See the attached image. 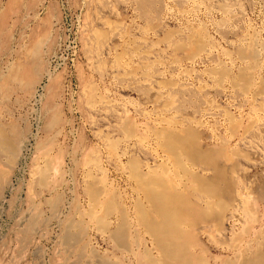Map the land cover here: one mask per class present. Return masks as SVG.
<instances>
[{
  "label": "rangeland",
  "instance_id": "obj_1",
  "mask_svg": "<svg viewBox=\"0 0 264 264\" xmlns=\"http://www.w3.org/2000/svg\"><path fill=\"white\" fill-rule=\"evenodd\" d=\"M14 1L0 0V130L16 148L0 146V264H178L169 242L190 231V264L251 256L264 243V0ZM143 218L183 225L154 241ZM70 224L81 246L64 241Z\"/></svg>",
  "mask_w": 264,
  "mask_h": 264
},
{
  "label": "bare ground",
  "instance_id": "obj_2",
  "mask_svg": "<svg viewBox=\"0 0 264 264\" xmlns=\"http://www.w3.org/2000/svg\"><path fill=\"white\" fill-rule=\"evenodd\" d=\"M13 1H14V0H13ZM14 2L16 3V1H14ZM19 2H20V1H19ZM231 5H232V4H231ZM221 8H223V6L220 7V9H221ZM224 8H225V7H224ZM224 8H223V9H224ZM227 12H228V11H227ZM1 13H2V12H1ZM231 18H232V17H231ZM224 22H225V21H224ZM49 23H50V22H49ZM51 25H52V24H51ZM11 26H12V25H11ZM51 27H52V26H51ZM253 32H254V31H253ZM48 33H49V32H48ZM260 38H261V37H260ZM36 39H37V38H36ZM250 39H251V38H250ZM32 41H33V40H32ZM33 43H34V42H33ZM250 44H251V43H250ZM253 44H254V43H253ZM260 45H261V44H260ZM254 46H255V45H254ZM30 47H31V45L29 46V48H30ZM242 50H243V49H242ZM246 51H247V50H246ZM38 52H40V50H39ZM243 52H245V51H243ZM29 53H30V52H29ZM246 53H247V52H246ZM256 53H259V52L256 51ZM259 54H260V53H259ZM242 56H243V55H242ZM250 56H251V55H250ZM253 56H255V55L253 54ZM196 57H197V56H196ZM256 57H257V56H256ZM242 59H244V58H242ZM245 59H246V58H245ZM245 59H244V60H245ZM13 65H14V64H13ZM210 65H211V64H210ZM212 69H213V68H212ZM6 70H7V69H6ZM211 72H212V71H211ZM213 72H214V71H213ZM215 72H216V71H215ZM18 74H19V73H18ZM53 74H54V73H53ZM226 74H227V73H226ZM244 74H245V73H244ZM4 75H5V74H4ZM212 75H213V74H212ZM15 76L17 77L18 75H14V77H15ZM31 78H32V77H31ZM8 79H9V78H8ZM8 79H7V80H8ZM4 80H5V79H4ZM4 80H3V81H4ZM18 80H19V79H18ZM18 80H17V81H18ZM5 81H6V80H5ZM5 81H4L3 85H2V83H1L0 86H1V85L4 86V84L7 85V84H6L7 81H6V82H5ZM21 81H22V79H21ZM251 81H252V80H251ZM2 86L0 87V89L2 88ZM4 87H5V86H4ZM6 87H7V86H6ZM218 87H219V86H218ZM222 88H223V87H222ZM4 89H5V88H4ZM51 90H52V89H51ZM53 90H54V89H53ZM222 90H223V89H222ZM227 90H228V89H227ZM1 91H2V89H1ZM1 91H0V92H1ZM48 95H49V94H48ZM92 99H93V98H92ZM92 104H93V103H92ZM95 104H96V103H95ZM31 110H32V109H31ZM54 110H56V109H54ZM54 110H52V111H54ZM49 113H50V112H49ZM49 113H48V114H49ZM75 113H76V112H75ZM56 115H57V114H56ZM52 120H53V119H52ZM123 125H124V124H123ZM151 126H152V125H151ZM45 127H46V126H45ZM124 130H125V129H124ZM145 130H146V129H145ZM101 132H102V131H101ZM126 133H128V131H127ZM175 133H176V132H175ZM70 134H71V133H70ZM137 134H138V133H137ZM168 134H170V133H168ZM172 136H173V135H172ZM19 137H20V136H19ZM173 137H174V136H173ZM173 137H172V138H173ZM127 139H128V138H127ZM170 139H171V138H170ZM27 140H28V139H27ZM50 140H51V139H50ZM82 140H84V139H82ZM167 140H168V139H166V141H167ZM175 140H177V139H175ZM117 141H118V140H117ZM194 141H195V140H194ZM52 142H53V140H52ZM119 142H120V141H119ZM172 142H174V141H172ZM48 143H50V142H48ZM84 143H85V142H84ZM165 143H166V142H165ZM40 144H41V143H40ZM28 145H29V141H28ZM59 145H60V144H59ZM76 145H77V144H76ZM168 145H169V142H168ZM0 146H1V147H4V148L6 147V148L8 149V152L11 153V154H14V153L16 152V148H15L14 144H13L11 141H9V138L7 137L6 133H4L3 130H2V131L0 130ZM42 146H43V147H46V144H45V146L42 144ZM47 146H48V145H47ZM149 146H150V145H149ZM165 146H166V145H165ZM22 147H23V146H22ZM116 147H117V146H116ZM179 147H180V146H179ZM37 148H38V147H37ZM37 148H36V150H37ZM49 148H50V147H49ZM225 148H226V147H225ZM225 148H224V149H225ZM43 149H44V148H43ZM52 149H53V148H52ZM52 149H50V151H51ZM56 149H57V148H56ZM83 149H85V148H83ZM112 149H113V148H112ZM170 149H171V147H170ZM172 149H173V147H172ZM176 149H178V148H176ZM29 150H30V149H29ZM44 150H45V149H44ZM58 150H59V149H58ZM182 150H183V149H182ZM182 150H180V151H182ZM45 151H47V150H45ZM63 151H64V150H63ZM73 151H74V150H73ZM88 151H89V150H88ZM5 152H6V151H5ZM40 152H41V151H40ZM55 152H56V150H55ZM58 152H59V151H58ZM64 152H65V151H64ZM75 152H77V151L75 150ZM1 153H2V152H1ZM49 153H50V152H49ZM49 153H48V154H49ZM65 153H66V152H65ZM82 153H83V152H82ZM171 153H172V152H171ZM35 154H36V153H35ZM50 154H51V153H50ZM50 154H49V155H50ZM52 154H53V153H52ZM62 154H63V153H62ZM176 154H177V153H176ZM176 154H175V155H176ZM167 155H169V154H167ZM173 155H174V154H173ZM185 155H186V154H185ZM36 156H38V154H37ZM39 156H40V155H39ZM44 156H45V155H44ZM65 156H66V155H65ZM186 156H187V155H186ZM42 157H43V156H42ZM51 157H52V156H51ZM56 157H57V155H56ZM179 157H180V156H179ZM44 158H45V157H44ZM53 158H54V157H52L51 160H52ZM58 158H59V157H58ZM81 158H82V156H81ZM87 158H88V157H87ZM87 158H86V159H87ZM169 158H170V157H169ZM54 159H55V158H54ZM66 159H67V158H65V160H66ZM75 159H76V158H75ZM172 159H174V158H172ZM177 159H178V158H177ZM39 160H40V159H39ZM49 160H50V159H49ZM56 160H57V158H56ZM56 160H55V161H56ZM59 160L61 161V159H59ZM59 160H58V162H59ZM71 160H72V159H71ZM88 160H89V158H88ZM34 161H35V160H34ZM45 161H48V160L46 159ZM62 161H63V160H62ZM89 161H90V160H89ZM137 161H138V160H137ZM48 162H49V161H48ZM56 162H57V161H56ZM95 162H96V161H95ZM188 162H189V161H188ZM13 163H14V161H13ZM13 163H11V164H13ZM41 163H42V162H41ZM50 163H51V162H50ZM62 163H64V161H63ZM89 163H90V162H89ZM89 163H88V164H89ZM98 163H99V162H98ZM43 164H44V163H43ZM58 164H59V163H58ZM65 164H66V163H65ZM67 164H68V163H67ZM85 164H86V162H85ZM88 164H87V165H88ZM172 164H173V163H172ZM177 164H178V163H177ZM44 165H46V164H44ZM59 165H61V164H59ZM73 165H74V164H73ZM83 165H84V164H83ZM130 165H131V164H129V166H130ZM41 166H42V165H41ZM174 166H175V165H174ZM190 166H191V165H190ZM214 166H215V165H214ZM83 167H84V166H83ZM175 167H177V166H175ZM193 167H194V165H193ZM35 168H36V167H35ZM50 168L52 169L51 166H50ZM50 168H49V169H50ZM55 168H56V167H55ZM75 168H76V167H75ZM134 168H135V167H134ZM167 168H168V167H167ZM61 169H62V168H61ZM69 169H70V167H69ZM132 169H133V168H132ZM137 169H138V168H137ZM169 169H170V168H169ZM169 169H168V170H169ZM67 170H68V169H67ZM70 170H71V169H70ZM99 170H100V168H99ZM101 170H102V169H101ZM134 170H135V169H134ZM168 170H167V172H168ZM181 170H182V169H181ZM49 171H50V170H49ZM72 171H73V170H72ZM89 171H90V170H89ZM154 171H155V170H154ZM173 171H174V170H173ZM57 172H58V171H57ZM63 172H64V171H63ZM167 172H166V173H167ZM175 172H176V171H175ZM222 172H223V171H222ZM40 173H42V172H40ZM169 173H170V172H169ZM186 173H187V172H186ZM223 173H224V172H223ZM46 174H47V176H48V174H49V173H48V170H46L45 175H46ZM50 174H51V172H50ZM142 174H143V173H142ZM151 174H152V173H151ZM172 174H173V173H172ZM175 174H176V173H175ZM175 174H174V175H175ZM178 174H179V173H178ZM219 174H221V173H219ZM61 175H62V174H61ZM61 175H60V176H61ZM72 175H74L73 172H72ZM72 175H71V176H72ZM86 175H88V177H89V174H86ZM86 175H85V176H86ZM132 175H134V174H132ZM164 175H166V174H164ZM43 176H44V175H43ZM47 176H45V178H46ZM52 176H53V175H52ZM52 176H51V177H52ZM139 176H140V175L138 174V177H139ZM162 176H163V175H162ZM215 176H217V175H215ZM58 177H59V176H58ZM68 177H69V176H68ZM72 177L74 178V176H72ZM90 177H91V176H90ZM92 177H93V175H92ZM138 177H137V178H138ZM140 177H141V176H140ZM144 177L146 178V176H144ZM147 177H148V176H147ZM169 177H170V176H169ZM173 177H174V176H173ZM180 177H181V176H180ZM35 178H36V177H35ZM42 178H43V177H42ZM59 178H60V177H59ZM63 178H64V177H63ZM96 178H97V177H96ZM135 178H136V175H135ZM39 179H40V178H39ZM53 179H55V178H53ZM57 179H58V178H57ZM85 179H87V178L85 177L84 180H85ZM90 179H91V178H90ZM90 179H89V180H90ZM141 179H142V178H141ZM151 179H152V178H150V180H151ZM153 179H154V178H153ZM160 179H161V178H160ZM169 179H170V178H169ZM172 179H173V178H172ZM172 179H171V181H172ZM47 180H48V179H47ZM61 180H62V179H61ZM71 180H72V179H71ZM91 180H92V179H91ZM98 180H99V179H98ZM102 180H103V179H102ZM142 180H143V179H142ZM148 180H149V179H148ZM156 180H157V179H156ZM164 180H165V179H164ZM41 181H42V180H41ZM45 181H46V180H45ZM68 181H69V180H68ZM87 181H88V180H87ZM93 181H94V180H93ZM95 181H96V179H95ZM95 181H94V182H95ZM105 181H106V180H105ZM158 181H162V180H158ZM165 181H167V179H166ZM168 181H169V180H168ZM173 181H174V180H173ZM186 181H187V180H186ZM54 182H55V180H54ZM91 182H92V181H91ZM99 182H100V181H99ZM102 182H103V181H102ZM143 182H144V180H143ZM153 182H155V181H153ZM169 182H170V181H169ZM42 183H43V181H42ZM69 183H70V182H69ZM69 183H68V184H69ZM88 183H89V182H88ZM116 183H117V182H116ZM171 183H172V182H171ZM171 183H170V184H171ZM49 184H50V182H49ZM60 184H61V183H60ZM91 184H92V183H91ZM91 184H90V185H91ZM100 184H101V182L99 183V185H100ZM144 184H145V183H144ZM167 184H168V182H167ZM174 184H175V182H174ZM53 185H54V187H55V183H54ZM87 185H88V184H87ZM87 185H86V188L88 187ZM93 185H94V183H93ZM102 185H103V184H102ZM137 185H138V184H137ZM139 185H140V183H139ZM149 185H150V184H149ZM180 185H183V184H180ZM185 185H186V184H185ZM63 186H64V185H63ZM103 186H104V185H103ZM150 186H151V185H150ZM159 186H160V185H159ZM171 186H172V185H171ZM171 186H170V187H171ZM176 186H177V185H176ZM45 187H47V186L45 185ZM45 187H44V188H45ZM97 187H101V186H97V184H96V186H95L94 189H97ZM145 187H146V185H145ZM215 187H216V186H215ZM217 187H218V186H217ZM26 188H29V187H26ZM107 188H108V187H107ZM112 188H113V187H112ZM130 188H131V187H130ZM156 188H157V187H156ZM174 188L176 189V187H174ZM184 188H185V187H184ZM188 188H189V187H188ZM56 189H57V188H56ZM87 189H90V190H91V187H89V188H87ZM92 189H93V188H92ZM103 189H105V188H103ZM172 189H173V186H172ZM245 189H246V187H245ZM26 190L28 191V189H26ZM63 190H64V189H63ZM67 190H68V189H67ZM90 190H89V191H90ZM154 190H157V189H154ZM162 190H163V189H162ZM170 190H171V189H170ZM194 190H195V189H194ZM236 190H237V189H236ZM27 191H25V192L27 193ZM29 191L31 192L30 188H29ZM72 191H73V190H72ZM105 191H106V190H105ZM112 191H113V190H112ZM112 191H111V193H112ZM133 191H134V190H133ZM137 191H138V190H137ZM143 191H144V190H143ZM164 191H166V190H164ZM189 191H190V189H189ZM195 191H197V190H195ZM202 191H203V190H202ZM30 192H29V193H30ZM58 192H59V191H58ZM61 192H62V191H61ZM70 192H71V191H70ZM109 192H110V191H109ZM109 192H108V193H109ZM146 192H147V191H146ZM146 192H145V193H146ZM162 192H163V191H162ZM184 192H185V191H184ZM184 192H183V193H184ZM52 193H53V192H52ZM73 193H74V192H73ZM103 193H104V190H103ZM105 193H106V192H105ZM154 193H155V192H154ZM157 193H158V192H157ZM166 193H168V192H166ZM170 193H171V192H170ZM95 194H96V193H95ZM99 194H100V193H99ZM101 194H102V193H101ZM101 194H100V195H101ZM106 194H107V193H106ZM148 194H149V193H148ZM148 194H147V195H148ZM152 194H153V193H152ZM173 194H174V193H173ZM192 194H193V192H192ZM49 195H51V194H49ZM58 195H59V194H58ZM100 195H99V196H100ZM110 195H113V194H110ZM115 195H116V194H115ZM118 195H119V194H118ZM149 195H150V194H149ZM164 195H165V194H164ZM168 195H169V194H168ZM238 195H239V194H238ZM241 195H242V194H241ZM41 196H42V195H41ZM90 196H91V195H89V197H90ZM99 196L95 195L93 198H94V199H95V198L97 199V198H99ZM108 196H109V194H108ZM143 196H144V195H143ZM169 196H170V195H169ZM171 196H172V195H171ZM173 196H174V195H173ZM173 196H172V197H173ZM73 197H74V196H73ZM100 197H101V196H100ZM105 197H106V196H105ZM111 197H115V196L113 195V196H111ZM149 197H151V196H149ZM153 197H155V196H153ZM158 197H159V196H158ZM164 197H165V196H164ZM164 197H163V198H164ZM172 197H170V198L172 199ZM175 197H176V196H175ZM40 198H41V197H40ZM50 198H52V197H50ZM75 198H76V197H75ZM90 198H92V197H90ZM155 198H156V197H155ZM173 198H174V197H173ZM246 198H247V197H246ZM41 199H42V198H41ZM67 199H68V198H67ZM73 199H74V198H73ZM79 199H80V198H79ZM99 199H100V198H99ZM102 199H103V198H102ZM105 199H106V198H105ZM120 199H121V198H120ZM137 199H139V197H137ZM153 199H154V198H153ZM156 199H157V198H156ZM159 199H160V198H159ZM159 199H158V200H159ZM167 199H168V198H167ZM171 199H170V200H171ZM174 199H175V198H174ZM174 199H173V200H174ZM182 199H183V198H182ZM189 199H190V198H189ZM33 200H34V198H33ZM33 200H32V201H33ZM47 200H48V199H47ZM49 200H50V199H49ZM70 200H71V199H70ZM100 200H101V199H100ZM103 200H104V199H103ZM154 200H155V199H154ZM154 200H153V201H154ZM158 200H156V201H158ZM179 200H180V199H178V201H179ZM190 200H191V199H190ZM193 200H194V199H193ZM195 200H196V198H195ZM217 200H219V198H218ZM38 201H39V200H38ZM42 201H43V200H42ZM94 201H97V200H94ZM104 201H105V200H104ZM140 201H141V200H140ZM144 201H145V200H144ZM180 201H181V200H180ZM196 201H198V199H197ZM206 201H207V200H206ZM33 202H34V201H33ZM35 202H36V201H35ZM65 202H66V201H64V203H65ZM74 202H75V200H74ZM89 202H91V201H89ZM89 202H88V203H89ZM122 202H123V201H122ZM122 202H121V203H122ZM151 202H152V200H151ZM151 202H148V203H151ZM168 202H169V201L167 200V201H166V204H168ZM189 202H190V201H189ZM198 202H200V201H198ZM233 202H234V201H233ZM233 202H232V203H233ZM39 203H40V202H39ZM67 203H68V202H67ZM98 203H99V202H98ZM100 203H101V202H100ZM100 203H99V204H100ZM108 203H109V201H108ZM113 203H117V202H113ZM164 203H165V202H164ZM170 203H171V204H170ZM170 203H169V206L171 205V206L173 207V205H172L173 203H172L171 201H170ZM182 203H183V202H182ZM194 203H195V202H194ZM210 203H211V202H210ZM65 204H66V203H65ZM90 204H92V202H91ZM122 204H123V203H122ZM129 204H130V203H129ZM142 204H143V203H142ZM158 204L160 205V207H159V206H158V207L161 208V203L158 202ZM166 204H165V206H163V208H165V207L167 208ZM177 204H178V203H177ZM248 204H249V203H248ZM68 205H69V204H68ZM79 205H80V204H79ZM101 205H102V204H101ZM101 205H100V206H101ZM109 205H110V204H108V206H109ZM116 205H117V204H116ZM132 205H133V204H132ZM143 205H144V204H143ZM150 205L152 206V204H150ZM154 205H155V204H154ZM156 205H157V204H156ZM156 205H155V206H156ZM180 205H181V204H180ZM72 206H73V205H72ZM102 206H103V205H102ZM102 206H101V207H102ZM113 206H114V205H113ZM117 206H119V205H117ZM171 206H170V207H171ZM174 206H175V209H176L177 206H176V205H174ZM181 206H182V205H181ZM210 206H211V205H210ZM223 206H224V205H223ZM62 207H63V206H62ZM64 207H65V206H64ZM64 207H63V208H64ZM73 207H74V206H73ZM91 207L94 208L93 205H91ZM109 207H112V205L109 206ZM119 207H120V206H119ZM124 207H126V206H124ZM130 207H132V206H130ZM134 207H135V206H134ZM144 207H145V206H144ZM172 207H171V208H172ZM201 207H202V206H201ZM34 208H35V207H34ZM36 208H37V207H36ZM44 208H45V207H44ZM63 208H62V209H63ZM92 208H91V209H92ZM97 208H98V206H97ZM104 208H105V207H104ZM104 208L102 207V209H104ZM114 208H116V207H113V209H114ZM127 208H128V207H126V209H127ZM135 208H137V206H136ZM140 208H142V207H140ZM145 208H146V207H145ZM152 208H153V207H152ZM179 208H180V207H179ZM181 208H182V207H181ZM183 208H184V207H183ZM29 209H31V207H30ZM29 209H28V210H29ZM32 209H33V208H32ZM58 209H59V208H58ZM64 209H65V208H64ZM66 209H67V208H66ZM91 209H90L89 211L87 210L88 212H90V213H88L89 215L93 212V209H92V210H91ZM94 209H95V208H94ZM102 209H101V210H102ZM109 209H110V208H109ZM128 209H129V208H128ZM130 209H131V208H130ZM172 209H173V208H172ZM175 209H174V210H175ZM219 209H220V208H219ZM77 210H78V209H77ZM98 210H100V209H98ZM107 210H108V208H107ZM119 210H120V209H119ZM122 210H123V208H122ZM154 210H156V209L154 208ZM159 210H160V209H159ZM163 210H164V209H163ZM163 210H162V211H163ZM166 210H167V209H166ZM220 210H221V209H220ZM220 210H219V211H220ZM65 211H66V210H65ZM75 211H76V210H75ZM81 211H82V210H81ZM87 211H86V212H87ZM94 211L96 212V209H95ZM105 211H106V210H105ZM110 211H111V210H110ZM114 211H115V209H114ZM126 211H127V210H126ZM126 211H125V212H126ZM134 211H135V210H134ZM146 211H147V210H146ZM146 211H144V212L146 213ZM149 211H150V210H149ZM171 211H172V210H170V211L167 212V213H170ZM182 211H183V210H181V212H182ZM221 211H223V210H221ZM24 212H25V211H24ZM32 212H34V210H33ZM55 212H56V211H55ZM67 212H68V211H67ZM98 212H99V211H98ZM127 212H128V211H127ZM181 212H180V214H183V213H184V212H183V213H181ZM204 212H205V211H204ZM206 212H207V211H206ZM206 212H205V213H206ZM254 212H255V211H254ZM29 213H30V212H29ZM35 213H38V212H35ZM48 213H49V212H48ZM53 213H54V212H53ZM68 213H69V212H68ZM74 213H75V212H74ZM74 213H72V214H74ZM93 213H94V212H93ZM114 213H115V212H114ZM119 213H121V211H120ZM136 213H137V212H136ZM163 213H164V212H163ZM171 213H174V214H175V213H176V210H175V212L172 211ZM211 213H212V212H211ZM217 213H218V212H217ZM221 213H222V212H221ZM24 214H25V213H24ZM24 214H23V216H25ZM33 214H34V213H33ZM70 214H71V213H70ZM77 214H78V213H77ZM80 214H81V213H80ZM88 214H87V215H88ZM106 214H107V212H106ZM106 214H105V215H106ZM108 214H111V213H108ZM108 214H107L106 216H108ZM115 214H118V213H115ZM115 214H113V215H115ZM131 214H132V213H131ZM133 214H134V213H133ZM133 214H132V215H133ZM146 214H147V213H146ZM174 214H173V216H174ZM177 214H179V213L177 212ZM180 214H179V219H181V221L178 219V220H179V223L182 222V219L185 218V216H184V218H182L183 215H182L181 218H180ZM224 214H225V213H224ZM61 215H62V213H61ZM101 215H102V214H101ZM101 215L98 214V217H99V218H102ZM103 215H104V214H103ZM103 215H102V216H103ZM121 215H123V214H121ZM129 215H130V214H129ZM129 215H128V216H129ZM137 215H141V214H137ZM152 215H153V214H152ZM152 215H150V218H152V217H151ZM155 215H156V214H155ZM159 215L162 216V214H159ZM164 215H165V214H164ZM205 215L207 216V214H205ZM32 216H34V215H32ZM45 216H46V215H45ZM57 216H60V215H57ZM62 216H63V215H62ZM94 216H97V215H95V214L93 215V220L95 219ZM109 216H110V215H109ZM206 216H204V217H206ZM30 217H31V216H30ZM35 217H36V216H35ZM37 217H38V216H37ZM49 217H50V216H49ZM67 217H68V216H67ZM74 217H76V216H74ZM89 217L92 219V216H89ZM98 217H97V218H98ZM104 217H105V216H104ZM120 217H121V216H120ZM123 217H124V216H122V218H123ZM126 217H127V216H126ZM126 217H125V218H126ZM133 217H137V216L135 215V216H133ZM165 217H170V219H171L172 214H171L170 216H168V215L166 214ZM175 217H176V219L178 218V216L175 215V216L173 217V219H174ZM207 217H208V216H207ZM24 218H25V217H24ZM33 218H34V217H33ZM39 218H40V217H39ZM55 218H57V217H55ZM81 218H82V216H81ZM97 218H96V219H97ZM99 218H98V219H99ZM106 218H107V217H106ZM112 218H114V217H112ZM125 218H123V219H125ZM138 218H139V217H138ZM147 218H149V215H148ZM156 218H157V217H156ZM158 218H159V216H158ZM209 218H210V217H209ZM211 218H212V217H211ZM46 219H47V218H46ZM57 219H58V218H57ZM59 219H60V218H59ZM86 219H87V218H86ZM103 219H104V218H103ZM107 219H108V218H107ZM107 219H104V220H107ZM128 219H129V218H128ZM130 219H131V218H130ZM136 219H137V218H136ZM141 219H142V218H141ZM152 219H153V218H152ZM152 219H151V221H152ZM162 219H163V218H162ZM162 219H161V220H162ZM164 219H166V218H164ZM164 219H163V220H164ZM170 219H169V220H170ZM173 219H172V220H173ZM54 220H55V219H54ZM63 220H64V219H63ZM72 220L74 221V219H72ZM108 220H109V219H108ZM110 220H111V219H110ZM125 220H127V219H125ZM137 220H139V219H137ZM143 220H144V218H143ZM148 220H149V219H148ZM148 220H147V221H148ZM156 220H157V219H156ZM156 220H154L155 223H157ZM159 220H160V218H159ZM172 220H170V221L172 222ZM186 220H187V219H186ZM20 221H21V220H20ZM58 221H59V220H58ZM90 221H91V220H90ZM95 221H96V220H95ZM95 221H94V223H95ZM99 221L101 222L102 220L100 219ZM99 221H96V222H99ZM111 221H112V220H111ZM147 221L144 220V222H142V221H141V222L146 224ZM167 221H168V219H167L166 221H163V222H167ZM174 221H176V223H177V220H173V224L175 225V222H174ZM56 222H57V221H56ZM105 222H106V221H104V223H105ZM123 222H124V221H123ZM131 222H132V221H131ZM133 222H134V221H133ZM135 222H136V220H135ZM152 222H153V221H152ZM159 222H160V221H159ZM161 222H162V221H161ZM163 222H162V223H163ZM191 222H192V221H191ZM26 223H27V222H26ZM39 223H40V222H39ZM82 223H85V222L82 221ZM90 223H91V222H90ZM94 223H93V224H94ZM117 223H118V222H117ZM136 223H138V222H136ZM168 223L170 224V222H168ZM179 223H177L175 226H178L179 228H180V226H181V228H182V225L184 224V222H182L183 224H182V223L179 224ZM185 223H187V222H185ZM189 223H190V221H189ZM192 223H193V222H192ZM215 223H216V222H215ZM23 224H24V223H23ZM23 224H22V225H23ZM75 224H76V223H75ZM95 224H96V223H95ZM105 224H106V223H105ZM129 224H130V223H129ZM131 224H133V223H131ZM147 224H150V223L148 222ZM147 224L144 225L143 227H144V228H145L146 226H148V227H152V225L157 226V227H155L154 229H151V231L154 230L153 232H155V233H154L155 237H153V235H152L153 238H156V236H157L156 234H158V233L155 231L156 228L158 229V232H160V233H161L160 229H162L163 231H165L164 228H163V227H164L163 225H165V224H162V228H160V229H159L160 224H158L159 226H158L157 224H156V225H155V224H152V225L150 224L151 226H149V225H147ZM166 224H167V223H166ZM193 224H194V223H193ZM193 224H190V225L193 226ZM220 224H221V222H220ZM220 224H219V225H220ZM35 225H36V221H35V220H31V221H30L29 230H30V229H33V227H35ZM58 225H59V224H58ZM76 225H77V224H76ZM78 225H79V223H78ZM83 225H84V224H83ZM88 225L90 226V224H88ZM103 225H104V224H103ZM112 225H113V224H112ZM112 225L110 224V226H112ZM137 225H138V224H137ZM170 225H171V224H170ZM170 225H168V226H170ZM184 225H185V224H184ZM222 225H223V224H222ZM23 226H24V225H23ZM43 226H44V225H43ZM55 226H56V225H55ZM67 226H68V225H67ZM71 226H73V224H72V225L70 224V225H69L70 228H68V230L66 229L67 231H65V233L63 234V235H64V238H65L64 241H66V243H67V242H68V243H75V242H77V243L79 244L78 241L80 240V238H79L80 235H78V231H77V234H76V233H72V232H71V230H72V229H71V228H72ZM85 226H86V225H85ZM85 226H84V227H85ZM94 226H95V225H94ZM99 226H100V227H99ZM107 226H109V224L105 225V227H102L101 224H98V226H97L98 228H97V227H96V228L99 229V231H100L101 227H102V229H103V228H106ZM113 226H114V225H113ZM120 226H121V225H120ZM124 226H125V225H124ZM165 226H167V225H165ZM168 226H167V227H168ZM175 226L172 227V225H171L170 228L173 229ZM187 226H188V224H187L185 227H187ZM58 227H59V226H58ZM64 227H65V226H64ZM76 227H77V226H76ZM84 227H83V228H84ZM115 227H116V226H115ZM118 227H119V225H118ZM130 227H134V226H131V225H130ZM135 227H136V226H135ZM160 227H161V226H160ZM185 227H184V228H185ZM189 227H190V229H192L191 226H189ZM194 227H195V226H194ZM51 228H52V227H51ZM59 228H60V227H59ZM61 228H62V227H61ZM74 228H75V227H74ZM92 228H93V225H92ZM94 228H95V227H94ZM127 228H129V227H127ZM127 228H126V229H127ZM170 228H169V229H170ZM49 229H50V228H49ZM70 229H71V230H70ZM106 229H107V231L111 234V232L108 230V228H106ZM115 229H116V228H115ZM118 229H119V228H118ZM121 229H122V228H121ZM124 229H125V228H124ZM131 229L134 230V229H136V228H131ZM138 229H140V227H139ZM169 229H168V230H169ZM175 229H176V228H175ZM175 229H174V230H175ZM185 229H186V228H185ZM188 229H189V228L187 227L186 232L188 231ZM24 230H25V229H24ZM76 230H77V229H76ZM86 230H87V228L85 229V231H84V229H83L84 232H87ZM111 230H112V229H111ZM128 230H129V229H128ZM140 230H141V229H140ZM142 230H143V229H142ZM174 230H172V231H174ZM197 230H198V229H197ZM96 231H97V230H96ZM99 231H98V232H99ZM115 231H116V230H115ZM117 231H118V230H117ZM117 231H116V233H117L116 237L112 240V241H114V243H115V241L118 240V238H119V236H118V232H117ZM136 231H137V230H136ZM147 231H148V230L146 229V232H147ZM149 231H150V230H149ZM151 231H150V232H151ZM170 231H171V230H170ZM170 231H169L168 233H170ZM175 231H176V230H175ZM184 231H185V230H184ZM218 231H219V230H218ZM31 232H32V231H31ZM34 232H36V231L34 230ZM47 232H48V231H47ZM74 232H75V231H74ZM89 232H91V230H90ZM89 232H88V233H89ZM105 232H106V231H104V234H105ZM108 232H107V233H108ZM112 232H113V231H112ZM124 232H125V231H124ZM129 232H132V231L129 230ZM146 232H145V234H146ZM60 233H61V232H60ZM79 233H80V232H79ZM81 233H82V232H81ZM81 233H80V234H81ZM102 233H103V232H102ZM113 233H114V235H113ZM113 233H112L111 235L115 236V232H113ZM119 233H120V232H119ZM135 233H136V232H135ZM138 233H140L139 230H138ZM147 233H149V232H147ZM163 233H164V232H163ZM174 233H177V232H174ZM181 233H183V232H181ZM188 233H190V234H189L188 236H186V237H187V238L189 237V238H190L189 240H192V237L190 236V235H191V231L188 232ZM188 233H187V234H188ZM25 234H26V233H25ZM30 234H32V233H30ZM40 234H42V232H41ZM104 234H103V235H104ZM145 234H144V235H145ZM171 234H172V233H171ZM171 234H170V235H171ZM258 234H259V233H258ZM261 234L264 235V230H263V233H261ZM261 234H260V235H261ZM33 235H35V234H33ZM84 235H85V234H84ZM87 235H88V234H87ZM87 235H86V236H87ZM105 235H106V234H105ZM125 235H126V234H125ZM130 235H131V234H130ZM130 235H129V233L127 234V236H129V237H130ZM132 235H135V234H132ZM136 235H138V234H136ZM166 235H168V234L166 233ZM180 235H183V234H179V236H180ZM185 235H186V234H185ZM260 235H259V236H260ZM262 235H261V236H262ZM51 236H52V235H51ZM86 236H84V237H86ZM107 236H108V235H106L105 237H107ZM113 236H112V237H113ZM120 236H121V235H120ZM122 236H123V234H122ZM159 236H160V235H159ZM173 236H174V235H173ZM192 236H193V235H192ZM255 236H256V234H255ZM38 237H40V236H38ZM42 237H43V236H42ZM117 237H118V238H117ZM157 237H158V236H157ZM160 237L163 238V236H160ZM166 237H167V236H166ZM171 237H172V236H171ZM171 237L169 236L168 238L172 241L173 238H171ZM176 237H178V236H176ZM184 237H185L184 235L181 236V237H179L180 239H178L177 242H175V241L173 242V241H172V243H171V242H169L170 240H169L168 242H169V245H170V244H173V245L175 244L174 247H176L177 245L181 247V249L178 248V250L180 249V250L178 251V253H175L176 255H175L174 257L172 256L173 259H174V260L176 259L175 261H176V262L179 261L181 264L184 263V262H186L187 264H190V262H192V261H194V260L197 261V259L194 258V260L191 261V259H192L193 257H190V256H191V255H190L191 252L189 253V250H190V249H189V244H188V242L186 241V240H187L186 237H185V238H184ZM237 237H238V236H237ZM262 237H263V236H262ZM33 238H34V237H33ZM78 238H79V239H78ZM142 238H143V236H142ZM142 238H141V240L144 239V238H143V239H142ZM145 238H147V237L145 236ZM150 238H151V237H150ZM162 238H159V237H158V239H154V241H156V240H160V239L162 240ZM230 238H231V237H230ZM34 239H35V238H34ZM62 239H63V238H62ZM89 239H90V237H89ZM89 239H88V240H89ZM121 239H122V238H121ZM121 239H120V240H121ZM125 239H126V238H125ZM128 239H129V238H127V240H128ZM147 239H148V238H147ZM183 239H184V240H183ZM185 239H186V240H185ZM194 239H195V236H194ZM235 239H236V238H235ZM29 240H30V239H29ZM91 240H92V239H91ZM120 240H118V241H120ZM131 240H132V242H133V238H132ZM136 240H137V237H135V241H136ZM145 240H146V239H145ZM145 240H144V241H145ZM164 240H165V239H164ZM164 240H163V242H164ZM175 240H176V239H175ZM181 240H183V241H181ZM236 240H237V239H236ZM247 240H248V239H247ZM33 241H34V240H33ZM33 241H32V242H33ZM64 241H63V242H64ZM82 241H83V238H82ZM89 241H90V240H89ZM121 241H122V240H121ZM135 241H134V242H135ZM144 241H143V242H144ZM152 241H153V239H152ZM154 241H153V242H154ZM237 241H238V240H237ZM25 242H26V240H25ZM130 242H131V241H130ZM137 242H140L139 239H138ZM146 242H148V241H146ZM158 242H159V241H158ZM158 242L156 243V247H157L158 244H159ZM163 242L160 243L158 247H160L161 244H164V246H162V247L169 246V245H165V242H167V240H165L164 243H163ZM192 242H193V240H192ZM195 242H196V239H195ZM30 243H31V242H30ZM81 243L83 244V242H81ZM81 243H80V244H81ZM86 243H87V241H86ZM118 243H119V242H117L116 244L118 245ZM120 243H121V242H120ZM123 243H124V242H123ZM128 243H129V240H128ZM140 243H141V242H140ZM144 243H145V242H144ZM144 243L142 244V246L144 245L143 247H145V244H144ZM149 243H150V242H149ZM151 243H152V242H151ZM176 243H177V244H176ZM178 243H179V244H178ZM193 243H194V242H193ZM193 243H192V244H193ZM80 244H79V245H80ZM84 244H85V243H84ZM116 244H115V245H116ZM124 244H125V243H124ZM130 244H131V243H130ZM132 244H133V243H132ZM166 244H167V243H166ZM29 245H31V244H29ZM70 245H71V244H70ZM70 245H69V247H70ZM87 245H89V244H87ZM120 245H121V244H120ZM190 245H191V244H190ZM74 246H75V245H74ZM80 246H81V245H80ZM85 246H86V245H85ZM89 246H90V245H89ZM89 246H88V247H89ZM129 246H132V245H129ZM139 246H140V245H139ZM178 246H177V247H178ZM193 246H195V245H193ZM66 247H67V246H66ZM92 247H93V245H92ZM133 247H134V245H133ZM143 247H142V248H143ZM158 247H157V249H158L159 251H160V250L162 251L163 248L161 249V247H160V248H158ZM172 247H173V246H172ZM174 247H173V248H174ZM177 247L175 248V250H177ZM219 247H220V246H219ZM257 247H258V246H257ZM25 248H26V247H25ZM72 248H73V247H72ZM80 248H81V247H80ZM93 248H94V247H93ZM152 248H153V246H152ZM168 248H171V246L168 247ZM173 248H171V249L174 250ZM240 248L242 249V247H240ZM64 249H65V248H64ZM64 249H63V251H64ZM74 249H75V248H74ZM74 249H73V250H74ZM76 249H77V248H76ZM81 249H83V248H81ZM84 249H86V247H85ZM119 249H120V248H119ZM126 249H127V248H126ZM130 249H131V248H130ZM143 249H145V248H143ZM171 249H170V250H171ZM222 249H223V247H222ZM245 249H246V248H245ZM22 250H23V249H22ZM65 250H66V249H65ZM86 250H88V249H86ZM86 250H85V251H86ZM91 250H93V249L91 248ZM131 250H132L133 255H134V251H135V249H131ZM133 250H134V251H133ZM136 250H137V247H136ZM147 250H148V249H147ZM147 250H146L145 252H148ZM166 250H167V247L165 248L164 252H165ZM172 250H171V254H172ZM193 250H194V248H193ZM66 251H67V250H66ZM66 251H65V252H66ZM95 251H96V250H95ZM124 251H126V250H124ZM149 251H150V250H149ZM238 251H239V250H238ZM38 252H39V251H38ZM40 252H41V251H40ZM67 252H68V251H67ZM90 252H91V251H90ZM92 252L94 253V251H92ZM97 252H98V251H97ZM97 252H95V253H97ZM127 252H128V251H127ZM129 252H130V251H129ZM132 252L130 253L131 255H132ZM136 252H137V251H136ZM139 252H140V251H139ZM145 252H144V253H145ZM166 252H167V251H166ZM169 252H170V251H169ZM174 252H175V251H173V253H174ZM68 253H69V252H68ZM73 253H74V252H73ZM77 253H78V252H77ZM80 253H81V251H80ZM80 253H79V254H80ZM86 253H87V251H86ZM93 253H92V254H93ZM95 253H94V254H95ZM142 253H143V252H142ZM194 253H195V252H194ZM197 253H198V252H197ZM237 253H238V252H237ZM92 254H91V255H92ZM94 254H93V255H94ZM128 254H129V253H128ZM130 254H129V255H130ZM135 254H136V253H135ZM137 254H138V253H137ZM139 254L141 255V253H139ZM145 254H146V253H145ZM154 254H155V253H154ZM164 254H165V253H164ZM166 254L168 255L169 253H166ZM166 254H165V255H166ZM179 254H180V255H179ZM245 254H246V253H245ZM83 255H84V254H83ZM96 255L99 256L98 253H97ZM103 255H104V254H103ZM131 255H130V256H131ZM143 255H144V254H143ZM150 255H151V254H150ZM165 255H164V256H165ZM192 255H194V254H192ZM243 255H244V253L242 254V256H243ZM24 256H25V255H24ZM69 256H70V255H69ZM88 256H89V255H88ZM94 256H95V255H94ZM94 256H93V257H94ZM98 256L95 257L94 259H96V258L99 259ZM112 256H113V255H112ZM137 256H139V255H137ZM137 256H136V257H137ZM159 256H160V255H158V257H159ZM71 257H72V256H71ZM81 257H83V256H81ZM100 257H101V256H100ZM114 257H115V255H114ZM116 257H117V256H116ZM122 257H123V256H122ZM132 257L134 258V256H132ZM136 257H135V258H136ZM147 257H148V256H147ZM153 257H154V256H153ZM162 257H163V255H162ZM66 258H67V257H66ZM66 258H64V259H66ZM108 258H109V257H108ZM135 258H134V259H135ZM140 258H141V257H139V259H140ZM142 258H143V260H145L146 257L144 258V256H143ZM149 258H152V256H150ZM149 258H148V260H149ZM168 258H170V257H168ZM81 259H82V258H81ZM84 259H85V255H84ZM109 259H110V258H109ZM112 259H113V258H112ZM114 259H117V258H114ZM124 259H125V258H124ZM126 259H127V258H126ZM131 259H132V258H131ZM134 259H133V260H134ZM139 259H137V260H139ZM152 259H153V260H156V262H158L157 260H159V258H158V259L152 258ZM162 259H164V258H162ZM162 259H161V262H162ZM171 259H172V258H171ZM239 259H240V258H239ZM239 259H237V261H238ZM88 260H89V259H88ZM100 260H101V259H100ZM103 260H104V259H103ZM110 260H111V259H110ZM135 260H136V259H135ZM140 260H141V259H140ZM153 260H152V261H153ZM177 260H178V261H177ZM199 260H200V259H199ZM204 260H205V259H204ZM80 261H81V260H80ZM107 261H108V260H107ZM119 261H120V260H119ZM125 261H126V260H125ZM130 261H131V260H130ZM145 261H146V260H145ZM159 261H160V260H159ZM237 261H233V262H236L235 264H264V243H261V245L258 247V249H257V250H256L251 256H247V254H246V256H244V257H243L242 259H240L238 262H237ZM67 262H69V261H67ZM72 262H73V261H72ZM83 262H84V261H83ZM113 262H114V260H113ZM133 262H134V261H133ZM142 262H143V261H142ZM150 262H151V260L149 261V264H153V263H154V262H153V263H150ZM156 262H155V264H157ZM179 262H178V264H179ZM233 262H232V264H233ZM32 263H33V262H32ZM59 263H60V262H59ZM65 263H66V262H65ZM89 263H90V262H89ZM96 263L99 264L100 262H99V263L96 262ZM96 263H94V264H96ZM102 263H103V262H102ZM104 263L106 264V262H104ZM104 263H103V264H104ZM116 263H117V262H116ZM123 263H124V261H123ZM126 263H127V262H126ZM147 263H148V262H146V264H147ZM159 263H160V262H159ZM230 263H231V262H230ZM73 264H74V263H73ZM110 264H111V261H110ZM112 264H115V262L112 263ZM137 264H139V262H138ZM144 264H145V263H144ZM160 264H161V263H160ZM196 264H197V263H196Z\"/></svg>",
  "mask_w": 264,
  "mask_h": 264
}]
</instances>
